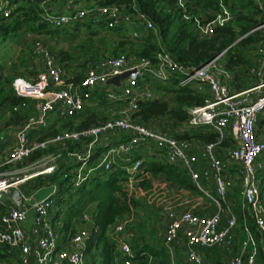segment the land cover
<instances>
[{
    "label": "built area",
    "instance_id": "built-area-1",
    "mask_svg": "<svg viewBox=\"0 0 264 264\" xmlns=\"http://www.w3.org/2000/svg\"><path fill=\"white\" fill-rule=\"evenodd\" d=\"M65 1L67 0H46L40 22L54 29H61L83 23L90 18L93 24L103 22L110 29L127 26L130 36L134 39L142 36L139 29H154L152 21L146 14L138 11L135 2L132 4L134 13L117 4L81 7L70 13H61L59 3ZM84 1L95 4V0ZM255 1L263 8V0ZM179 3L183 6L181 0ZM11 13L10 1L0 0V18H9ZM184 19L191 20L186 14ZM233 20L234 14L226 5V0H219V11L215 18L205 24L196 20V24L201 36H210L215 28L226 26ZM257 31L264 33V21L252 33ZM33 53L37 61L43 64V73L35 83L25 78L15 79L14 89L19 96L37 102L41 117H33L19 128L16 142L5 156L4 166L14 167L21 164L36 151L52 148L65 150L68 157L79 164L73 183L78 188L96 170L103 168L109 171L122 162L126 170L124 186L128 195L143 199L148 205L162 211L166 223L165 245L171 248L183 232L188 263L203 264L198 248L220 247L231 250L234 247L239 221L227 204V197L234 185L233 181L225 178V172L228 162L235 164L236 175L241 180V211L245 237L238 253L223 264H258L260 251L264 254V191L259 178V172L264 167L259 161L264 155V141L259 139L256 131L258 119L264 112V36L258 45V64L251 69V74L258 78L259 83L238 93L231 91L227 84L231 74L221 67V56L191 72L164 49L157 52L155 61L121 54L115 58H107L90 68L86 77L75 84L65 67L54 59L40 40L35 44ZM134 70L137 71V79H127L119 88L111 86L112 90L109 89L106 94L108 100L126 104L120 116L80 131L68 129L43 141L30 139L29 134L33 128L48 126L49 113L59 112L69 117L76 115L84 110L100 82L105 86L109 79ZM176 79H181V87L196 84L201 92L208 88L210 98L205 100L203 106L189 110L188 124L191 127H211L219 134L217 143H209L195 150L191 142L178 140L133 121L132 116L138 110L139 102L152 98L150 92L140 93V82L154 80L166 83ZM226 131L232 133L235 141L233 147L224 150L228 162L216 154V148L222 142ZM116 132L126 134L127 139L107 149L98 165L91 166L89 161L97 145H100L108 134ZM145 141L155 142L165 151L169 164L188 172L192 182L214 204L216 210L212 216H201L192 210L177 214L167 183L157 186L156 179L146 169L144 160L133 157L137 146ZM70 142L81 143L82 148L68 150L67 145ZM59 157L60 153L44 158L41 160L44 163L42 170L37 172L32 168L33 171L23 174V178L17 177L13 171L0 174V207L7 206L5 197L13 204L12 207L8 206L9 210L0 217V245L17 252L21 264H86L84 244L89 238L87 230H81L70 239L68 247L58 250L59 239L50 221V214L56 210L54 195L57 187L54 186L51 193L42 199L21 189L23 183L34 177L52 174ZM201 160L207 162L212 171L211 174L209 170H205L204 175L214 180L215 196L205 191L200 182L198 164ZM145 179L152 181V186L148 189L140 187ZM30 217L33 229L32 233H27L24 225ZM84 219L88 221L89 217L85 215ZM248 219L253 222L254 231L251 230ZM132 222L133 216L115 226L123 264H135V252L127 241L129 237H121Z\"/></svg>",
    "mask_w": 264,
    "mask_h": 264
},
{
    "label": "trees",
    "instance_id": "trees-1",
    "mask_svg": "<svg viewBox=\"0 0 264 264\" xmlns=\"http://www.w3.org/2000/svg\"><path fill=\"white\" fill-rule=\"evenodd\" d=\"M9 1L12 13L9 18H0V37L8 39L12 33L24 30L32 33L34 39L32 44L27 46L28 58L24 54L25 57L18 65L12 64L7 76L3 74L7 66L0 64V135L12 126L21 128L31 118L37 117V102L19 96L15 92L14 81L17 78H25L33 83L38 80L40 74L33 52L40 36L51 41L63 39L69 44L68 50L58 49L55 46L49 47L48 43L42 40L54 59L65 67L75 84L86 77L90 68L107 58L126 54L128 57L155 61L157 52L161 49L191 72L221 56L223 68L231 74L227 84L233 92H243L259 83L258 78L251 74V69L258 64V45L264 33L252 31L264 21V0L263 8L255 0H226V5L234 14V20L226 26L215 28L210 36L199 34L196 20L202 24L212 21L219 11V0H181L183 6L179 0H95V4L89 2L87 7L117 4L130 13H134L132 4L135 2L138 11L146 14L154 25L153 30L139 29L142 36L138 39L130 36L127 26L110 29L103 22L93 24L90 18L83 23L54 29L40 22L46 0H23L20 6L17 0ZM185 14L190 16V21L184 19ZM39 63L41 64L40 61ZM180 81L181 79H176L166 84H155L153 90L163 91L164 96L140 101L138 110L132 116L133 121L178 140L193 142L201 148L209 143H217L219 134L211 127H191L188 124L189 110L203 106L205 100L210 98V94L199 91L196 84L181 87ZM111 86L113 85L97 88L89 102L97 101L96 98L101 97L103 99L100 105L102 109L106 108L105 112L117 111V108H108L109 104H106L110 101L106 94ZM106 120L107 117L97 111L96 107H85L72 117H60L59 124L55 126L33 128L29 137L32 141H43L65 130L80 131ZM263 122L264 120L258 124L261 125ZM122 138V141L126 140L127 135L123 134ZM234 144L232 133L226 131L222 142L216 148V154L225 155L224 150L233 147ZM67 148L81 149L82 144L70 142ZM107 149L108 147L97 145L89 161L90 165L97 166ZM58 153L60 157L52 174L34 177L21 185V189L27 194L37 189L43 190L39 196L49 193L53 186L57 187L54 195L56 210L50 214V221L59 239L58 250H61L63 243L67 244L81 230H87L89 238L84 244L85 260L91 258V264H123L122 256L117 251V240L110 237L109 231L115 229L119 222L133 216V223L128 230L131 233L137 231L139 234V238L130 244L135 252V264L172 263L170 248L165 245V234L163 243H159L161 241L159 236L166 225L163 221L160 226L163 216L158 209L148 205L143 199L128 195L124 186L126 170L122 162L109 171L103 168L96 170L78 188L73 183L79 164L71 160L65 150L52 148L47 151H36L24 162L36 163ZM133 157L144 160L146 169L154 179L164 180L173 188L198 191L188 172L169 164L165 151L155 142H141ZM11 168L13 167L3 165L1 171H11ZM21 168L26 166H20ZM201 170L199 169L200 172ZM17 177L23 178V175ZM151 186L152 181L148 179L140 184V187L146 189ZM240 193L241 188L238 185L228 195L239 221L233 247L236 254L245 237ZM8 210V206L0 207V217ZM141 210L143 214H139ZM85 215L89 217L88 221L84 219ZM148 218H153L150 225L146 222ZM248 224L254 231L250 219ZM257 239L259 240V236ZM203 249L212 251V248ZM0 262L21 264L17 252L1 245ZM259 264H264L262 250Z\"/></svg>",
    "mask_w": 264,
    "mask_h": 264
},
{
    "label": "crops",
    "instance_id": "crops-1",
    "mask_svg": "<svg viewBox=\"0 0 264 264\" xmlns=\"http://www.w3.org/2000/svg\"><path fill=\"white\" fill-rule=\"evenodd\" d=\"M17 1H19V6L21 4H23V0H17ZM42 3L40 4L41 6H42ZM89 4H90L89 2H86L84 0H67L65 2L59 3V11L61 13H70L71 11L76 10L78 8L87 7ZM34 61H35V59L33 58L32 62H34ZM36 65H38L37 67L39 70L38 71L39 74L43 73V71H44L43 64H40L39 61L36 60ZM220 65H221V67H223L222 61H220ZM158 83L159 84H166V83H160V82H157L154 80H151L148 82H140L141 87H140L139 91H140V93H143V94H145L146 92H150L152 94V98L157 97V96L162 97L165 94L163 91H154L153 90V86L155 84H158ZM105 87H108V86L106 84H105V86H102V87L98 86V88H105ZM114 87L118 88L116 86H114ZM205 92H208L210 94L208 88L206 89ZM102 99L103 98L98 97V98H96L97 101H94L92 103L89 102L85 105V107L86 108L87 107H90V108L96 107L97 111H99L101 114L105 115L107 117V119H113V118L120 116L121 111L126 106V104L124 102H120L118 104H113L112 101L111 102L107 101L106 104H109V105H107L108 108L109 107H115V108H117V111L105 112L104 110L106 108L102 109V106L100 105V101ZM263 115H264V112L259 117L258 122L264 120V118H262ZM39 116H40V110L37 107V117H39ZM60 117H68V116H66L63 113H59V112L49 113L47 115L48 126H51V125L55 126V125L59 124ZM256 131L258 133L259 139L264 141V127H262L261 125L259 126V124L257 123ZM16 135L13 137H10V138L9 137L6 138L5 131L2 132L0 135V174H4V172L1 171L2 166H3V162L5 159V156L7 155V153L10 151V149L12 148V146L16 142ZM122 136H123V134L120 132L108 134L106 137H104L102 139V141L100 142V145L108 147V149H109L110 147L115 146L119 142H121L123 140ZM191 143L193 144V147L195 150L197 148H201L198 144H194L193 142H191ZM227 149H229V148H227ZM195 150H194V152H196ZM218 155H219V153H218ZM219 157L223 161L228 162V158L226 157V154L223 156H219ZM259 161L262 162L264 165V155L260 157ZM236 167H237V165L231 164L228 162V169L225 172V178L233 181L234 186L231 190H233L238 185L241 188V180L236 175V171H237ZM198 168L202 169L201 172L200 171L199 172H200V182H201L202 186L204 187V190L209 192V193H211L209 190H211V191L213 190L216 193V184H215L214 180L211 177L207 178L204 175L205 170H209V172L212 174V171L210 170L208 163L202 161V164H201V161H200V163L198 164ZM11 171L16 173L18 176H21L25 173L32 172L33 170L29 169L28 167L19 169V166H14L13 168H11ZM259 178L261 181L262 190L264 191V189H263L264 167L259 172ZM169 188H171L172 191ZM172 188L173 187L168 186V192H169V195L172 197L171 202H172V205L175 207V211L177 212L178 215L182 214L183 212H185L187 210H192L201 216H212L214 214V212L216 210L214 204L199 189H198V191H195V190L193 191V190L175 188L177 190L174 191ZM51 191H52V189L49 191V193H51ZM240 196H241V193H240ZM35 197L38 198L37 195ZM227 204L230 206L231 210L233 211V205H232L229 197H227ZM241 205H242V196H241ZM160 212L162 214V211H160ZM162 219L165 222L164 217ZM224 220H225V218H224ZM134 221H135V219H134ZM146 222H147V225L152 224L153 218H148ZM221 225H223V223ZM24 227H25V230L27 233H32V229H33L32 217H30L29 221L24 225ZM132 228L135 229L134 226H132ZM165 232H166V225L164 227L163 232H161V234L159 236V239H161V241L159 243H163ZM109 235L111 238L117 240V246H118L117 251L119 252V240L117 238L119 236L116 234L114 228L109 231ZM126 236L129 237V239L127 241L130 244L133 243L134 240H137L139 238V234L137 233V231L135 233H131V232H129L128 228L126 229V232L123 235H121V237H123V238ZM68 245H69L68 243L67 244L63 243V246L61 245V249L68 247ZM214 248H218L220 250L219 251H209L207 249L198 248V251L202 256L203 264H223L227 260L231 259L232 257H234L236 255V253L233 252V248L231 250H226V249L221 250L220 247H214ZM237 253H238V251H237ZM170 254H171V262H172L171 264H189L187 261V256H186L185 238H184L183 232L181 233V236L179 237V239L171 246ZM96 260H98V257H96ZM91 261H92V259L88 258V261L86 259L85 263L91 264ZM258 264H259V259H258Z\"/></svg>",
    "mask_w": 264,
    "mask_h": 264
},
{
    "label": "rangeland",
    "instance_id": "rangeland-1",
    "mask_svg": "<svg viewBox=\"0 0 264 264\" xmlns=\"http://www.w3.org/2000/svg\"><path fill=\"white\" fill-rule=\"evenodd\" d=\"M33 39H34V35L32 33L26 32L24 30L16 32V33H12V35L8 39L0 37V64H2V65L5 64L7 66L6 69H4V71H3L4 76H7L9 74V72H10L9 70H10L12 64H17L18 65V63H20V60L22 58H24L25 56L26 57L28 56L27 46H30V44H32V40ZM38 40H40L43 45H44L43 41L47 42L48 43L47 45H49V47L50 46H55L58 49H66V50L69 49V44L67 42H65L63 39H58V41H56V40H54V41L52 40L51 41V40H44L43 37L40 36V37H38ZM78 41H81V40L78 39ZM24 54H25V56H24ZM36 68L38 69L37 66H36ZM19 69H21L20 65H19ZM110 90H112V89L110 88ZM262 118H264V115H263ZM261 126L264 127V122L261 124ZM18 130H19V126L10 127L9 129H7L5 131L6 138L7 137L10 138V137L15 136L17 134ZM20 166H24V167L26 166L29 169L34 168L38 172L39 170H42L44 168V163L42 161H37L36 163L23 162V163L19 164V169H20ZM155 183H156L157 186H159V185H162L163 183H167V182H165L164 180L156 179ZM167 185L169 186L168 183H167ZM169 189L171 190V188H169ZM172 189L174 191L177 190V189H175V187L172 188ZM209 191L212 193L213 196L216 195L215 191H213V190L212 191L209 190ZM42 192H43V190L37 189L34 192L33 191L30 192V195H35V196L37 195V197L39 199H42L43 197H45V196H47L49 194L48 193V194L39 196ZM139 214H143L142 210L140 211ZM163 221L164 220L161 221L160 226H161ZM211 250L212 251H219L220 249L212 248ZM0 264H3V263L0 262Z\"/></svg>",
    "mask_w": 264,
    "mask_h": 264
},
{
    "label": "water",
    "instance_id": "water-1",
    "mask_svg": "<svg viewBox=\"0 0 264 264\" xmlns=\"http://www.w3.org/2000/svg\"><path fill=\"white\" fill-rule=\"evenodd\" d=\"M127 79H137V71L134 70V71L125 72L122 75H119V76H116V77H113V78L109 79L105 84L107 86L114 85V86L119 88L121 83L123 81L127 80ZM98 86L102 87L103 83L100 82L98 84ZM39 117H41V114H40ZM4 200H5V203H6L7 206L12 207L13 204L7 197H5Z\"/></svg>",
    "mask_w": 264,
    "mask_h": 264
}]
</instances>
